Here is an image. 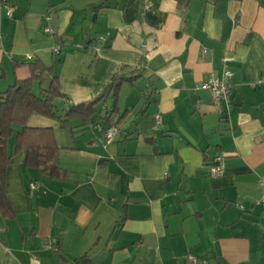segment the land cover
Masks as SVG:
<instances>
[{"label":"crops","instance_id":"crops-1","mask_svg":"<svg viewBox=\"0 0 264 264\" xmlns=\"http://www.w3.org/2000/svg\"><path fill=\"white\" fill-rule=\"evenodd\" d=\"M7 1L15 16L0 22V93L37 62L51 70L44 90L59 79L58 115L91 103L100 114L66 129L29 118L53 130L56 178L26 166L23 127L13 126L0 264H181L189 254L264 264V0ZM48 13L55 37L43 31ZM225 70L230 109L202 87ZM113 112L118 135L107 144ZM217 156L224 175L212 178Z\"/></svg>","mask_w":264,"mask_h":264},{"label":"trees","instance_id":"trees-1","mask_svg":"<svg viewBox=\"0 0 264 264\" xmlns=\"http://www.w3.org/2000/svg\"><path fill=\"white\" fill-rule=\"evenodd\" d=\"M30 68L32 74L29 79L17 81L7 91L0 93V208L4 214L10 209V204L4 194V187L6 170L11 158L8 154V140L13 135V126L23 127L22 132L16 135V149L27 152L26 166L29 169L38 170L50 178H56L59 176L56 164L58 147L53 130L29 128L27 126L29 118L33 114H40L59 120L61 128L66 129L75 119L88 122L92 116L100 114L96 103H91L71 106L63 115H58L56 101L63 97L58 77L53 76L50 88L46 91L42 87L44 76L51 70L42 67L37 62L30 64ZM136 78H119L117 81H134ZM36 81L42 87L39 93L34 92ZM119 82L116 84L114 96L120 86ZM113 116L114 112L109 113L105 118L107 126L110 125ZM89 262V258L85 257L79 261V264H89Z\"/></svg>","mask_w":264,"mask_h":264},{"label":"built area","instance_id":"built-area-1","mask_svg":"<svg viewBox=\"0 0 264 264\" xmlns=\"http://www.w3.org/2000/svg\"><path fill=\"white\" fill-rule=\"evenodd\" d=\"M149 8V6H148ZM15 16V6L8 2L7 0H0V22L3 19L12 20ZM54 16L52 13H48L44 19V28L43 31L49 37H55L57 32L52 25ZM101 39V38H100ZM68 45L67 42L60 41L56 47H54V53L59 55L63 47ZM80 48H84V45H81ZM32 56H29L28 59H32ZM232 72L225 70L221 77L216 76L215 74H209L206 79L203 81L202 87L210 91L212 100L216 104H224L227 109H230L232 104ZM118 135L117 126H111L105 133V140L107 144H112L115 142ZM208 172L210 177L218 178L224 175V166H223V157L217 156L214 158L213 162L208 166ZM262 195L260 203L264 206V182L261 183ZM31 189H38V186L31 184ZM181 264H198V260L193 255L189 254L186 256L184 261Z\"/></svg>","mask_w":264,"mask_h":264}]
</instances>
